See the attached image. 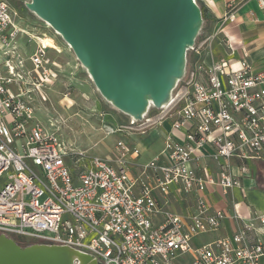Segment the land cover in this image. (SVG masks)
<instances>
[{"label":"built area","instance_id":"built-area-1","mask_svg":"<svg viewBox=\"0 0 264 264\" xmlns=\"http://www.w3.org/2000/svg\"><path fill=\"white\" fill-rule=\"evenodd\" d=\"M235 11L231 5L225 18L234 20ZM22 35L33 37L10 0H0V233L65 245L96 264H264V214L245 221L237 212L243 223L232 234L196 244L226 217L208 201L209 187L227 193L243 186L250 172L244 165L235 171L234 158L264 161V70L246 59L239 68L229 59L197 63L167 109L127 125L145 133L170 121L162 154L134 173L128 157L140 149L120 139L115 161L92 156L77 165L56 132L35 120L29 99L47 100L43 89L57 73L43 44L23 55ZM206 147L216 175L194 165ZM173 185L193 198L189 215L159 200L156 192L167 196ZM74 264L83 263L76 257Z\"/></svg>","mask_w":264,"mask_h":264},{"label":"water","instance_id":"water-1","mask_svg":"<svg viewBox=\"0 0 264 264\" xmlns=\"http://www.w3.org/2000/svg\"><path fill=\"white\" fill-rule=\"evenodd\" d=\"M27 7L60 32L100 93L136 123L176 99L204 20L197 0H31ZM76 257L96 264L65 245H23L0 233V264H74Z\"/></svg>","mask_w":264,"mask_h":264},{"label":"rangeland","instance_id":"rangeland-1","mask_svg":"<svg viewBox=\"0 0 264 264\" xmlns=\"http://www.w3.org/2000/svg\"><path fill=\"white\" fill-rule=\"evenodd\" d=\"M31 0H10L16 19L30 33L35 35H54L61 52L47 50L57 76L53 83L44 87L47 100L39 94L33 93L29 99L35 109V120L51 131L56 132L62 142L71 150L68 156L72 164H86L92 156H101L116 160L115 147L120 139L134 143L140 137L156 140L160 134L150 127L146 133H138L127 128L129 116L109 102L98 90L86 68L77 58L75 52L67 42L54 30L46 25L28 7ZM206 10L200 34L195 49L188 51L191 68L201 63L208 54L221 56L220 43L227 38L216 29V23L207 6L197 0ZM24 38L23 55L28 58L38 43L30 35ZM25 47V48H24ZM34 47V49H33ZM33 49V50H32ZM198 49V50H196ZM17 87L14 86V89ZM158 109L151 110L150 115L159 114ZM154 126H157L154 124ZM79 158V161L77 159ZM2 181H0L1 186ZM50 234V232H46ZM203 238L198 236L196 244H203ZM25 244L32 243L33 239H22Z\"/></svg>","mask_w":264,"mask_h":264},{"label":"crops","instance_id":"crops-1","mask_svg":"<svg viewBox=\"0 0 264 264\" xmlns=\"http://www.w3.org/2000/svg\"><path fill=\"white\" fill-rule=\"evenodd\" d=\"M199 1L204 3L209 9L215 20L216 29L227 37L224 42L220 43L221 56L214 57L208 54L201 63L210 66L215 61L229 59L234 68H239L241 61L246 59L252 65L254 71L264 70V8L259 5L258 0ZM231 5L236 7L234 20L229 17L225 18ZM24 41L26 40L20 37L19 44L22 49ZM58 47L60 50L59 45ZM153 127L156 128L153 130L160 134L156 140H148L145 136L139 137L134 143H130L129 140L126 141L130 146L140 149L138 156L130 155L128 157L134 173H138L142 165L150 162L165 150L166 136L172 129L171 122L165 121L162 125ZM174 133L178 139L184 138L182 130H174ZM209 151L210 149L206 147L204 155H199L194 161V165L201 172L206 168L210 174L216 175L219 166L209 156ZM117 155L118 152L116 150L115 157ZM243 165L248 168L250 174L243 177V186L241 188L234 187L228 190L227 193H223L220 188L209 187L206 193L208 201L214 208L224 210L226 217L218 231L200 235L204 243L220 236H229L242 225L243 221L235 217L237 212L245 217V221L255 212L264 214V161H243L239 158L232 160V166L237 172H240V168ZM176 189V186L173 185L167 196L159 191L156 194L159 200L168 208L183 215H189L192 212L193 198L179 194ZM154 219L155 222H159L162 219V215L155 216Z\"/></svg>","mask_w":264,"mask_h":264},{"label":"bare ground","instance_id":"bare-ground-1","mask_svg":"<svg viewBox=\"0 0 264 264\" xmlns=\"http://www.w3.org/2000/svg\"><path fill=\"white\" fill-rule=\"evenodd\" d=\"M46 25L50 28H52V25L49 21L47 20H43ZM53 29V28H52ZM54 30L55 34L60 35L59 31ZM32 34V33H31ZM32 36L35 38V40H37L40 44H43L46 48L50 49V50H55L57 52H61L59 50V47L55 41V36L54 35H48V34H42V35H35L34 33L32 34ZM68 46L72 49V46L67 42ZM60 46V45H59ZM90 77L92 78V76L90 75Z\"/></svg>","mask_w":264,"mask_h":264},{"label":"trees","instance_id":"trees-1","mask_svg":"<svg viewBox=\"0 0 264 264\" xmlns=\"http://www.w3.org/2000/svg\"><path fill=\"white\" fill-rule=\"evenodd\" d=\"M203 16L206 17V10L203 8ZM18 242H20L21 244H25V242L22 240L24 238H22L21 236L18 235H12Z\"/></svg>","mask_w":264,"mask_h":264}]
</instances>
